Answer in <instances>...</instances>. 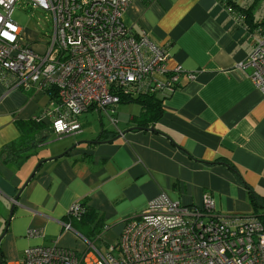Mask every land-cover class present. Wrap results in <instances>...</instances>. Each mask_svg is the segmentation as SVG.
<instances>
[{
	"label": "crops",
	"instance_id": "obj_1",
	"mask_svg": "<svg viewBox=\"0 0 264 264\" xmlns=\"http://www.w3.org/2000/svg\"><path fill=\"white\" fill-rule=\"evenodd\" d=\"M253 1L264 13V0L237 3ZM121 20L132 35L144 31L167 52L162 70L149 78L152 86H161L147 93L159 100L161 111L144 130L136 128L134 114L115 130L81 136L82 113L80 131L71 133L80 139L67 152V146L50 148L45 141L54 133L49 95L36 87L10 88L0 79V148L15 141L19 127L36 115L44 124L41 142L23 163L16 166L0 157V203L4 211L13 205L0 241L5 264H16L32 245L84 251L74 225L81 216L68 214L74 204L95 209L100 218L92 224L99 220L107 227L103 233L118 237L125 222L140 217L160 193L199 206L208 192L224 216L251 214L243 181L264 195V96L239 67L252 49L243 22L219 0H133ZM22 36L36 40L24 28ZM176 67L180 72L168 84ZM57 154L62 155L49 159ZM0 218L2 227L5 212ZM62 222H73V230H64ZM34 229L42 233L29 235Z\"/></svg>",
	"mask_w": 264,
	"mask_h": 264
},
{
	"label": "built area",
	"instance_id": "obj_2",
	"mask_svg": "<svg viewBox=\"0 0 264 264\" xmlns=\"http://www.w3.org/2000/svg\"><path fill=\"white\" fill-rule=\"evenodd\" d=\"M17 1L0 0V79L10 88L54 89L58 100L51 102L47 114L58 137L79 132L78 118L90 107L115 106L120 90L147 94L161 86H152L149 78L162 70L167 52L144 31L132 35L121 20L133 0H25L27 7L51 14L52 33L43 41V52L24 40L22 28L12 19ZM248 31L252 49L239 67L264 96V25ZM178 72L176 67L168 84ZM83 211L79 203L68 214L79 218ZM62 226L73 230L69 222ZM77 234L84 251L32 245L16 264H264L261 220L249 214H219L208 192L199 206L158 194L140 217L125 222L115 241L105 243V253Z\"/></svg>",
	"mask_w": 264,
	"mask_h": 264
},
{
	"label": "trees",
	"instance_id": "obj_3",
	"mask_svg": "<svg viewBox=\"0 0 264 264\" xmlns=\"http://www.w3.org/2000/svg\"><path fill=\"white\" fill-rule=\"evenodd\" d=\"M223 3L226 9L232 12L238 19H240L244 26L247 29H254L258 26L264 25V17L261 19H255L254 13L258 8V5L255 1L249 3L247 6L241 5L237 3V0H219ZM45 93L49 95L51 101H57V93L54 89H46ZM119 102L118 103H130L136 102L140 103L142 111L136 116V128L146 129V125L154 122L160 114V106L159 100L155 97L154 94H136V95H126L123 91H119ZM117 103V104H118ZM90 108H95L101 111V109L97 106H92ZM89 108V109H90ZM40 114L36 115L35 117L29 119L25 122V124L19 127L20 135L19 137L9 143L4 144L0 148V157L3 162L5 163H13L16 166H19L21 163L25 161L27 157L31 154L30 152L33 151L36 146L41 142L39 138V133L44 130V124L40 119ZM228 167L232 169L233 164L229 162H223ZM242 180V179H241ZM244 182V185L247 187L248 192V199L252 206L251 214L252 216L257 217L261 220L264 224V195L260 194L257 190L249 186ZM84 206V211L81 214L80 220L78 222L82 226V228L86 231L87 235L95 236V240L97 238L102 239L103 230L107 229L106 226H103L99 220L96 224H92L94 219L99 217L97 214L98 212L95 209H90L89 206ZM100 218V217H99ZM73 223V222H72ZM71 223V227L73 225ZM102 230V231H101ZM79 233V232H78ZM80 234V233H79ZM83 236V235H82ZM84 237V236H83ZM87 239V238H86ZM88 240V239H87ZM90 240V239H89ZM88 240V241H89ZM94 243L93 241H89ZM106 241H104L103 246H105ZM95 244V243H94ZM0 260L2 264H5V260L2 258V253L0 252Z\"/></svg>",
	"mask_w": 264,
	"mask_h": 264
},
{
	"label": "rangeland",
	"instance_id": "obj_4",
	"mask_svg": "<svg viewBox=\"0 0 264 264\" xmlns=\"http://www.w3.org/2000/svg\"><path fill=\"white\" fill-rule=\"evenodd\" d=\"M25 0H18L12 11V19L20 25L25 31L35 34V39L32 41H27L37 52H43L45 50L46 45L43 41H46L49 38V35L52 33V18L51 14L48 10H44L41 8H33L27 7L25 4ZM24 3V4H23ZM264 17V13H261L259 9L255 12V18L261 19ZM44 48V50H43ZM42 50V51H41ZM141 111V106L135 102L130 103H118L114 107H108L101 111L91 110L84 112L80 116V121L84 124L83 132L81 136L85 134L89 135H97L103 128L108 130H115L116 125L122 126L125 122H129L131 115H138ZM80 139L78 136L74 134L63 135L58 137L55 133H52L46 138V143L50 148L59 149L63 146H67V148L74 145ZM44 145V144H43ZM46 147V145L44 146ZM46 151V150H44ZM65 151V149H64ZM58 155V154H57ZM4 206L0 203V214H5L8 217L10 212V208L7 211H4ZM2 218H0V222H2ZM75 229L83 235L88 240L90 239L95 243L96 246L100 248V250L105 253L106 249L103 246L104 241L113 242L117 237H113L112 234L108 231H105L101 238H97L95 240V236L87 235L86 231L82 228V226L78 223H75ZM4 226H0V235L2 233V229ZM102 231V230H101ZM77 232V233H78ZM2 240V239H1ZM89 240V241H90Z\"/></svg>",
	"mask_w": 264,
	"mask_h": 264
},
{
	"label": "water",
	"instance_id": "obj_5",
	"mask_svg": "<svg viewBox=\"0 0 264 264\" xmlns=\"http://www.w3.org/2000/svg\"><path fill=\"white\" fill-rule=\"evenodd\" d=\"M150 129L152 130L153 128L151 127ZM71 147H72V146H71ZM68 149H69V148H67V149L65 150V152H67ZM61 155H62V154H59V155H56V156L51 157V158H49V159L57 158L58 156H61ZM43 161H44V159L38 161V163L34 166L32 172L30 173V175L27 177V179L25 180V182H24L23 185L21 186V188H20L18 194L15 196L14 200L17 199V197H18V195L20 194L21 190L26 186V184L28 183V181L34 176L36 170L38 169L39 165H40ZM12 209H13V205L10 206V212H9V214H8V217H7L6 223H5V225H4L3 231H2V233H1V235H0V241H1V239L3 238V236L5 235V233H6V231H7L8 224H9L10 219H11V216H12ZM0 258H1V256H0ZM0 264H2L1 260H0Z\"/></svg>",
	"mask_w": 264,
	"mask_h": 264
}]
</instances>
